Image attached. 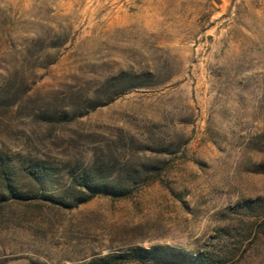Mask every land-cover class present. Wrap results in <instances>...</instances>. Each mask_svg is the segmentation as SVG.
<instances>
[{
  "label": "rangeland",
  "instance_id": "obj_1",
  "mask_svg": "<svg viewBox=\"0 0 264 264\" xmlns=\"http://www.w3.org/2000/svg\"><path fill=\"white\" fill-rule=\"evenodd\" d=\"M173 253L264 264V0H0V264Z\"/></svg>",
  "mask_w": 264,
  "mask_h": 264
},
{
  "label": "trees",
  "instance_id": "obj_2",
  "mask_svg": "<svg viewBox=\"0 0 264 264\" xmlns=\"http://www.w3.org/2000/svg\"><path fill=\"white\" fill-rule=\"evenodd\" d=\"M85 187H87L88 189H90L91 191V195L89 196V198L79 202L81 203H85L87 201H90L91 199H93L94 197L98 196V195H112L115 194V190L113 188H110L108 185H96V186H90L88 184H85ZM160 254H162V252L160 250H154L151 252V257H154L155 259H159L160 258ZM182 264H201L202 262H204L203 259L200 258H193L189 261V257L184 256V254L181 253H173L172 256H170V258H172Z\"/></svg>",
  "mask_w": 264,
  "mask_h": 264
}]
</instances>
